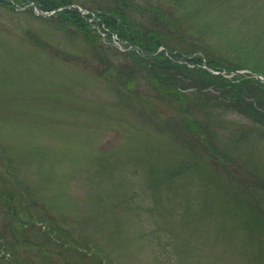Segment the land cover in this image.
<instances>
[{
    "label": "rangeland",
    "instance_id": "1",
    "mask_svg": "<svg viewBox=\"0 0 264 264\" xmlns=\"http://www.w3.org/2000/svg\"><path fill=\"white\" fill-rule=\"evenodd\" d=\"M137 1L205 43L196 55L264 71V0ZM30 2L0 3V185L22 217L9 221L0 205V241L19 246L8 264H264L261 86L248 91L259 120L232 103L233 85L159 97L126 50L95 48L62 9L24 11ZM254 211L261 223L247 225Z\"/></svg>",
    "mask_w": 264,
    "mask_h": 264
},
{
    "label": "trees",
    "instance_id": "2",
    "mask_svg": "<svg viewBox=\"0 0 264 264\" xmlns=\"http://www.w3.org/2000/svg\"><path fill=\"white\" fill-rule=\"evenodd\" d=\"M13 1H19L22 5L27 1H35L42 10H54L72 3V0H0V3L8 5L9 3L12 4ZM182 1L183 0H169V4L175 7H180ZM81 5L91 9L100 10L102 14L101 17L108 27L111 30L116 31L122 40L135 47L134 49L127 51L130 54L129 57L143 66L144 74L154 87H152V89L158 91H155V93L156 95L158 94L159 97L170 96L171 99L176 98L177 100L184 102L186 100L185 96L188 94L186 93L185 95V93L181 91L186 89V87H189L191 84L199 89L197 92L198 95L193 96L194 98L204 97L206 94L208 95V91L211 90L210 87L214 85V83L221 85L223 90H226L227 86L233 85L231 91H234L235 96L232 98V103L237 107H240L239 102L245 103L246 105L242 106L243 109L248 111V113L251 112L253 114L254 117L249 113L251 118H258L259 120V111H261L260 106L256 105L255 98L251 96L248 91L251 82H256L259 88L261 86V89L264 91V86L261 80L251 74L241 73L235 74V79H230L222 74H216L209 70V68H213L217 70L228 69L232 71L239 68H249L260 71V67H257L256 64L248 63L247 65L246 63H243L244 61L242 59L240 62H237V64L233 60L228 63L221 61V56H216L214 58L209 57L207 54L196 55L197 49L194 47V44L199 46H206V44L194 42L192 39L187 40L186 32L180 29L181 22L177 20V18L174 19L170 12L166 9L164 10L162 6L155 3L143 4L137 0H93L91 3L82 2ZM25 10L33 12L31 6L24 9V11ZM60 14L65 21L70 24V31H78L91 46L98 48V46L103 44L101 42L100 34L80 15L77 9L64 7ZM172 24L175 26L174 28H172ZM66 26L69 28L68 25ZM183 41H187L189 47L183 48L177 44L178 42L182 43ZM103 61H107V59L105 58ZM205 61L208 64L207 67L203 66ZM125 67L127 68V65ZM107 68L108 65L104 70ZM133 72L134 69H129L127 71L128 75L126 76V79L127 82L130 83L129 85L132 84L134 78ZM262 73L264 74V71H262ZM115 76L120 80L125 79L122 78L123 74L121 71ZM203 84H205L204 88L201 87ZM244 87L248 88L247 92H244ZM206 88L208 90L207 92L205 91ZM253 92L254 89L252 86V91L250 93ZM215 98L219 99L217 100V105L221 106L222 97ZM191 125L193 126V124ZM212 152H216V148L212 147ZM258 175L257 186H261V188L264 189V173ZM3 179H5L3 171L0 169V183ZM262 194H264V192H262ZM255 196H257L255 200V210L260 212L256 206L259 197L261 196ZM0 200V205L6 211L5 217L9 218H6L4 221V228L0 235L1 237L5 236L6 232H8L7 219L11 222L15 220L20 223L22 217L18 212V204L14 200L13 194L5 191L1 185ZM248 206V204H245L244 208H247ZM252 217L254 218L255 223H261L257 219L259 215L254 211L253 216L250 215L247 225H250L249 222H253ZM261 225L264 226L263 223H261ZM22 228L23 227L20 226V229ZM3 241L6 243V247L10 252L12 254L15 253L18 245L15 243L13 244L12 242H6L5 239Z\"/></svg>",
    "mask_w": 264,
    "mask_h": 264
}]
</instances>
